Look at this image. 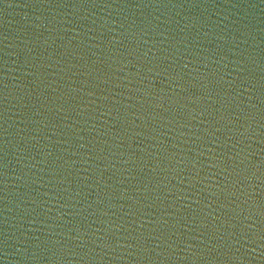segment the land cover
Listing matches in <instances>:
<instances>
[{
	"label": "water",
	"instance_id": "obj_1",
	"mask_svg": "<svg viewBox=\"0 0 264 264\" xmlns=\"http://www.w3.org/2000/svg\"><path fill=\"white\" fill-rule=\"evenodd\" d=\"M149 264H264V0H41Z\"/></svg>",
	"mask_w": 264,
	"mask_h": 264
}]
</instances>
